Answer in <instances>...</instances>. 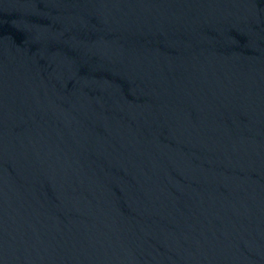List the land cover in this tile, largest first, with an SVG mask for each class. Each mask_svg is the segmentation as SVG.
<instances>
[{
    "label": "water",
    "instance_id": "obj_1",
    "mask_svg": "<svg viewBox=\"0 0 264 264\" xmlns=\"http://www.w3.org/2000/svg\"><path fill=\"white\" fill-rule=\"evenodd\" d=\"M0 264H264V0H0Z\"/></svg>",
    "mask_w": 264,
    "mask_h": 264
}]
</instances>
